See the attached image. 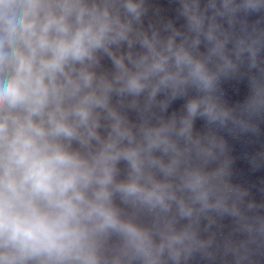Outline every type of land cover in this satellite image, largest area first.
Returning <instances> with one entry per match:
<instances>
[{
    "label": "clouds",
    "instance_id": "obj_1",
    "mask_svg": "<svg viewBox=\"0 0 264 264\" xmlns=\"http://www.w3.org/2000/svg\"><path fill=\"white\" fill-rule=\"evenodd\" d=\"M0 264H264V0H0Z\"/></svg>",
    "mask_w": 264,
    "mask_h": 264
}]
</instances>
